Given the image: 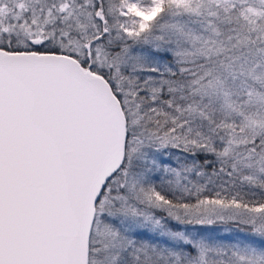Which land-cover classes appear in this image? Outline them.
Here are the masks:
<instances>
[{"label": "snow or ice", "instance_id": "1", "mask_svg": "<svg viewBox=\"0 0 264 264\" xmlns=\"http://www.w3.org/2000/svg\"><path fill=\"white\" fill-rule=\"evenodd\" d=\"M0 264H264V0H0Z\"/></svg>", "mask_w": 264, "mask_h": 264}]
</instances>
